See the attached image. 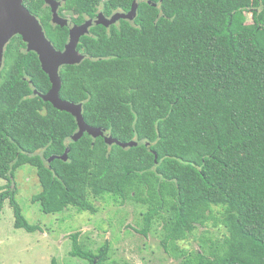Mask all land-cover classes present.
<instances>
[{
	"label": "trees",
	"instance_id": "obj_1",
	"mask_svg": "<svg viewBox=\"0 0 264 264\" xmlns=\"http://www.w3.org/2000/svg\"><path fill=\"white\" fill-rule=\"evenodd\" d=\"M134 2L132 20L91 26L80 38L84 58L61 67L59 94L82 104L88 125L136 146L87 133L73 141L75 118L34 94L51 86L37 55L19 35L5 46L0 211L8 200L15 228L39 229L15 200V172L29 165L40 186L31 201L45 214L95 213L94 201L106 198L131 202L146 208L137 232L161 223L159 245L181 264H264V0H104L102 12L126 13ZM23 4L62 50L67 28L51 22L43 0ZM100 4L65 0L62 9L76 8L79 25ZM66 148L67 159L58 158ZM210 221L220 236L202 234L191 252L180 246ZM78 235L71 256L119 264L109 241L90 250Z\"/></svg>",
	"mask_w": 264,
	"mask_h": 264
},
{
	"label": "rangeland",
	"instance_id": "obj_2",
	"mask_svg": "<svg viewBox=\"0 0 264 264\" xmlns=\"http://www.w3.org/2000/svg\"><path fill=\"white\" fill-rule=\"evenodd\" d=\"M65 13L71 18L76 17L77 9ZM251 24L248 13L247 25ZM14 185L15 200L23 216L39 229L27 232L15 228L13 209L8 200L5 201L0 211V264H51L53 259L56 264H87L82 258L69 254L75 233L79 234L78 242L90 250L109 241L110 260L119 264H181V259H174L159 245L161 223H154L146 235L137 232L142 227L137 223L138 215L146 211L142 205L131 202L118 205L106 198L94 201L98 208L95 213L69 208L62 213L45 214L37 203L31 201L32 196L40 191L35 168L29 165L18 168ZM6 189L7 181L0 178V192ZM220 230L210 221L204 227L198 226L190 238L179 244L188 252L198 250V237L202 234L220 236L223 231Z\"/></svg>",
	"mask_w": 264,
	"mask_h": 264
},
{
	"label": "water",
	"instance_id": "obj_3",
	"mask_svg": "<svg viewBox=\"0 0 264 264\" xmlns=\"http://www.w3.org/2000/svg\"><path fill=\"white\" fill-rule=\"evenodd\" d=\"M24 0H0V66L3 61L5 46L10 39L19 35L26 44V50L34 52L40 62L41 69L49 78L51 84L46 93H39L34 90L43 101L49 102L54 108L70 113L76 120L77 131L71 136L76 141L84 133L93 138L102 137L107 145L116 144L120 147H132L138 143L136 141L121 142L106 134L101 128L88 125L82 115V104L73 103L60 97L61 78L59 71L64 65L78 64L84 58L77 50V45L82 36L88 34L89 28L97 24L109 26L120 19L132 20L137 10V2H134L130 10L126 13L116 12L110 17L98 14L95 18L87 19L82 24H75L69 18L61 17L58 12L56 0H44L51 7L52 23L66 27L68 30V41L62 50H57L47 39L43 27L38 18L32 14L23 4ZM69 149L59 156L63 160L67 159ZM57 158L51 156L49 161Z\"/></svg>",
	"mask_w": 264,
	"mask_h": 264
},
{
	"label": "flooded vegetation",
	"instance_id": "obj_4",
	"mask_svg": "<svg viewBox=\"0 0 264 264\" xmlns=\"http://www.w3.org/2000/svg\"><path fill=\"white\" fill-rule=\"evenodd\" d=\"M43 2H44V7H47L48 9H49V11H50V14H51V18H52V13H51V7H50V5H48L44 0H43ZM56 2L58 3V9H57V12H58V14L61 16V17H63V18H68L69 16L68 15H66V13L65 12H68V11H65V9H62L63 7H64V4H65V0H56ZM103 2H104V0H101V4L98 6V10L96 11V16L98 15V14H103V12H102V10H103ZM116 12H123L124 13V11H121V9L120 10H115L112 14H114V13H116ZM111 14V15H112ZM104 15V14H103ZM110 15V16H111ZM67 16V17H66ZM95 16V17H96ZM105 16V15H104ZM110 16H108V17H110ZM94 17V18H95ZM105 17H107V16H105ZM69 19L71 20V17H69ZM39 20V19H38ZM51 22H52V19H51ZM3 62V61H2ZM129 229V228H128ZM143 248H145V245H143ZM69 254H70V251H69ZM73 257V256H72ZM96 258H93L92 257V264H96V262H97V256H95ZM81 259V258H80ZM83 260H85L86 262H87V264H89V261L88 260H86V259H83ZM115 261V260H114ZM119 263V262H118ZM124 263V262H123ZM102 264H105V263H102Z\"/></svg>",
	"mask_w": 264,
	"mask_h": 264
}]
</instances>
